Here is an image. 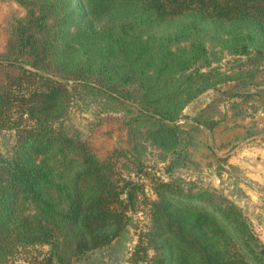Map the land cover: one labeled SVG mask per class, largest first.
<instances>
[{
	"label": "trees",
	"instance_id": "16d2710c",
	"mask_svg": "<svg viewBox=\"0 0 264 264\" xmlns=\"http://www.w3.org/2000/svg\"><path fill=\"white\" fill-rule=\"evenodd\" d=\"M16 1L28 16L16 30L18 59L0 60V131H13L17 138L11 157L0 159V261L37 246L58 249L60 229L70 235L71 256L84 257L119 241L130 215L141 210L150 221L128 264H264L263 244L228 200L161 180L153 185L156 199H147L144 185L116 180L86 143L62 129L75 79H55L49 71L63 46L75 41L90 55L79 63L87 68L76 77L83 85L118 101L102 74L146 80L147 93L134 107L164 124L161 132L173 140L169 149H176L173 136L185 124L177 114L201 92L180 82L192 71L189 80L205 79L202 89L207 88L201 70L211 48L247 59V71L225 80L259 84L264 0ZM190 121L204 126L197 117ZM27 203L37 209L36 217Z\"/></svg>",
	"mask_w": 264,
	"mask_h": 264
},
{
	"label": "rangeland",
	"instance_id": "374dc122",
	"mask_svg": "<svg viewBox=\"0 0 264 264\" xmlns=\"http://www.w3.org/2000/svg\"><path fill=\"white\" fill-rule=\"evenodd\" d=\"M27 16V10L16 0H0V60L16 62L18 59L16 30L26 22ZM58 31L64 39L67 29ZM63 47L64 54L51 61L49 71L55 79H75L69 86L72 105L62 126L67 135L86 143L98 161L109 165L116 180L144 185L147 199H156L152 194L153 185L156 180H161L178 185L185 191L213 193L218 198L228 200L242 210L264 246V217L261 214L264 210L263 176L245 173L239 166L229 164V158H223L233 151L244 153L247 144H243L247 140H251L248 143L257 145L258 149H264L262 64L256 79L258 85L239 86L236 81L225 79H233L241 70L247 71V59L226 53L220 55L217 49L212 51L211 48L201 70L207 76V88L202 89V85H206L205 79L189 80L194 77L192 71L180 82L186 90L195 92L200 87L201 92L193 98L189 97L179 110V121L185 124L173 136L178 147L169 149L173 140L161 132L164 124L140 115L134 107L139 101L137 98L147 93L144 89L146 80L131 82L121 75L102 74L100 80L113 88V95L119 99L114 101L83 85L85 81L76 80L80 71L87 72V68L79 67V63L82 65L90 58L89 52L75 41ZM92 79H97L95 74ZM160 81L165 82V78ZM210 104L212 107L208 113L200 116ZM196 117L204 126L197 127L196 123H191L190 119ZM16 141L13 131H0V159L11 157ZM257 147L253 146L252 149ZM50 165L56 166L52 162ZM27 206L35 216V206L29 203ZM140 211L130 215L131 221L122 239L117 242L121 244L115 245L126 253L123 255L126 259L120 260V264L127 263L138 236L148 229L150 220L145 211ZM57 240L59 247L56 250L49 246L28 248L7 262L0 261V264H59V258L62 264L80 261V257H72L68 249L72 246L68 231L58 230ZM49 257L53 262H48Z\"/></svg>",
	"mask_w": 264,
	"mask_h": 264
},
{
	"label": "crops",
	"instance_id": "0c3cea01",
	"mask_svg": "<svg viewBox=\"0 0 264 264\" xmlns=\"http://www.w3.org/2000/svg\"><path fill=\"white\" fill-rule=\"evenodd\" d=\"M250 141L251 140H247L246 143L243 144H247L244 147L246 148L244 153H242L241 151H233L228 155L224 156L223 158H229V164L236 167L239 166L238 168L245 171V173L258 175L259 177L263 176L262 184H264V149L262 147L258 149L257 145H254L253 143L249 144L248 142ZM253 146L257 147V149H252ZM262 146L264 147L263 144ZM261 214L264 217V210L261 212ZM117 242L111 245L110 247L97 250L95 252L87 254L84 257H81L79 259L80 261H78L76 264H120L122 262L120 260L126 259L123 256L126 255V253L124 252V250L121 251L120 249L115 247L116 244H118V246H120L121 244V242Z\"/></svg>",
	"mask_w": 264,
	"mask_h": 264
}]
</instances>
